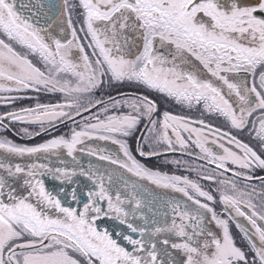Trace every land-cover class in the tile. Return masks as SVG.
<instances>
[{
    "label": "snow or ice",
    "instance_id": "obj_1",
    "mask_svg": "<svg viewBox=\"0 0 264 264\" xmlns=\"http://www.w3.org/2000/svg\"><path fill=\"white\" fill-rule=\"evenodd\" d=\"M124 84L143 91L97 96ZM0 105L17 136L69 125L0 135V264H264V0H0ZM168 153L196 179L137 159ZM142 181L183 199L161 213Z\"/></svg>",
    "mask_w": 264,
    "mask_h": 264
},
{
    "label": "flooded vegetation",
    "instance_id": "obj_2",
    "mask_svg": "<svg viewBox=\"0 0 264 264\" xmlns=\"http://www.w3.org/2000/svg\"><path fill=\"white\" fill-rule=\"evenodd\" d=\"M31 1L32 0H27V3L31 2ZM54 2L55 3H59V0H54ZM71 2H74V0H70V3ZM60 3H61V0H60ZM72 15H73V20L75 21L77 19L75 13H73ZM77 27H79L78 23H77ZM126 94H134V93L126 92ZM113 96H115L116 98L119 97L118 93L113 95ZM39 98H40V101L42 103H49V102H53L54 103V102L58 101V100L53 99V98L50 99L48 97V95H45V94H42V96L39 97ZM153 98L156 99L158 104L160 105L161 113L163 111L167 110V111L172 112L173 114L186 115V116H190V117H192L194 119L199 117V115H200V113L198 111H196V110L189 111L187 108H183V107H180L178 109V111L180 112V113H178L177 112V106H179V105H176L175 103H173L171 101L165 100L162 96H157L155 94H153ZM33 100H35V99L31 100V102L29 103L28 107L32 106V104L34 103ZM6 110H11V109L10 108H6V106H4V105H0V113L4 112ZM93 111H96V109H93ZM83 115L84 116H88L89 113H84ZM76 119H77V121H79L81 119V117H76ZM144 123H146V121ZM214 123L220 124L221 121H216L215 120ZM23 127H28L30 131H38L39 130L38 126H35V125H26V124H21V123H15V124L11 125V128L13 130H15V131H19ZM141 127H143V125H141ZM68 130H69V125H60V126H58L56 128L55 131H52L50 129V134L49 135L41 134L40 136H36L34 138H27V137L17 136V135L14 134L13 131H5V130H0V135H6L8 138L12 139L14 142H16L18 144L35 145V144L42 143L45 140L49 139L51 135L64 134V133L68 132ZM241 138L246 140V141L248 139L246 134H242ZM136 139H137L136 136H133V137L129 138V144L132 147L133 154H136V152H135ZM89 143H99V145L101 147H107L109 149V151H115V149H116V146L111 145L110 142H89ZM146 150H147V146H146ZM196 151H198V150H196ZM173 158H181V156H180L179 153H168L166 157L165 156H160V157H153L151 159H144V158H141V157H139L137 155V159H140L143 163H145L150 168H153L155 170H160V171H163V172H167L169 174L188 175V176H190V178L196 179V174L195 173L185 171L183 167H179L178 168L175 165L166 163V159L167 160H171ZM183 158L184 159H188V157H183ZM80 159H81L82 163H84L85 165H87V163L89 161H91L94 164H101V165L106 164V162L97 161L94 157H90V156H87V155H81ZM52 161H53L54 164L56 163V160H55L54 157L52 158ZM12 162L13 163H15V162L24 163L25 161H21L18 158H12ZM190 162H192L193 164L203 163V161H190ZM69 163H71L70 160H69ZM258 174H262V173H258ZM131 179L134 180L135 178L131 177ZM141 183L146 184L147 188L149 190L150 194L147 195V199L151 200L153 197L156 198L155 207L159 208L161 213L164 210L163 209V200L168 199L170 197H175L177 199H183L180 194L171 193V192H167V194H165V190L155 188V186L147 184V182H143L142 181ZM200 183L205 187L206 190H213V189L216 188V185L211 183V182H209V181L201 180ZM45 185H46V187L49 190H51L53 192L58 191V189L60 187V185H59V183L57 181H55V180H53V179H51L49 177H45ZM217 210L219 211V206H217ZM101 223H102V225L103 224H107L109 227H111V223L109 221H103ZM233 233H234V235L237 236V242L240 243L239 234L237 233V230L235 229L234 226H233Z\"/></svg>",
    "mask_w": 264,
    "mask_h": 264
},
{
    "label": "rangeland",
    "instance_id": "obj_3",
    "mask_svg": "<svg viewBox=\"0 0 264 264\" xmlns=\"http://www.w3.org/2000/svg\"><path fill=\"white\" fill-rule=\"evenodd\" d=\"M54 34H56V33L54 32ZM142 91H143V89L137 88V87L134 86V85L124 84V85H119V86H116V87H113V88H105V90H104L103 92H98V93H97V96H101V95H103V96L107 97L108 95L113 96V95H115V94H117V93H126V92L136 94V93H138V92H142ZM27 95H28V96H31V97H35L37 94H36V93H33V92H29ZM129 95H132V94H129ZM41 96H42V94H40L39 97H41ZM48 97H49L50 99L53 98V99H56V100H60V99H61V97H60L59 95H52V94H49ZM113 97H115V96H113ZM118 98H119V97H118ZM31 100H32V99H23V100L17 101V102L15 103L14 107H15L16 109H19V108H22V107H28V105H29V103L31 102ZM33 102H34V103L32 104V106H34V104L36 103V100H33ZM40 102H41V101H40ZM180 107H181V106H177V112H178V113H180V112L178 111V109H179ZM213 122H215V120H214ZM0 130H2V129H0Z\"/></svg>",
    "mask_w": 264,
    "mask_h": 264
},
{
    "label": "water",
    "instance_id": "obj_4",
    "mask_svg": "<svg viewBox=\"0 0 264 264\" xmlns=\"http://www.w3.org/2000/svg\"><path fill=\"white\" fill-rule=\"evenodd\" d=\"M32 2H33V0H32L31 2H29V3H27V0H17V4H18V6H19L20 4H25V5H29V6H31V3H32ZM56 4L59 5V4H60V0H59V3H56ZM21 11H22L25 15L28 14V8H27V7L21 9ZM40 24H41V25L45 24V19H44L43 17L40 19Z\"/></svg>",
    "mask_w": 264,
    "mask_h": 264
}]
</instances>
